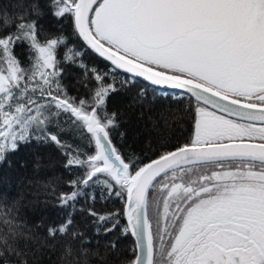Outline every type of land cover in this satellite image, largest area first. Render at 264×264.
<instances>
[{"label": "snow or ice", "instance_id": "1", "mask_svg": "<svg viewBox=\"0 0 264 264\" xmlns=\"http://www.w3.org/2000/svg\"><path fill=\"white\" fill-rule=\"evenodd\" d=\"M44 9L57 22L70 19L74 33L116 69L187 89L201 101L191 143L143 164L122 153L111 138L118 114L107 110L114 84L84 63L82 50L67 47L62 30L44 32ZM22 45L27 64L16 52ZM61 46L66 51L58 58ZM67 63L82 69L88 98L69 95ZM89 73L96 82L91 88ZM61 116L70 117L63 121L70 130L87 136L86 146L94 143V154L50 131L60 128ZM34 138L61 148L69 157L65 167L86 166V178L71 184L107 174L126 190L128 223L120 235L130 233L139 249L126 264H264V0H34L28 11L0 10V161ZM78 194L61 193L60 205L75 210ZM154 204H162L155 233ZM87 215L96 233L119 225L118 211L101 215L90 208ZM72 224L70 212L48 228L44 244L67 235ZM36 240L9 212H0V264H28L27 256L35 255L29 242ZM118 240L105 247L117 252ZM70 255L66 246L64 256Z\"/></svg>", "mask_w": 264, "mask_h": 264}, {"label": "trees", "instance_id": "2", "mask_svg": "<svg viewBox=\"0 0 264 264\" xmlns=\"http://www.w3.org/2000/svg\"><path fill=\"white\" fill-rule=\"evenodd\" d=\"M16 1L29 5L34 2ZM5 3L7 4H3L12 9V5L16 4L14 0H5ZM4 11L11 14L6 8ZM46 12L44 18L56 20L47 9ZM58 26V33L62 30L66 37V33L69 35L67 47L74 45L76 50H82L85 53L82 57L84 63L89 68L107 73L105 83L114 84L116 91L108 97L107 110L109 113L118 114L117 126L112 130L111 138L122 153L134 154L143 164L171 151L177 145L191 143L195 102L188 95L154 88L102 61L74 33L70 19L58 22ZM17 54L27 64V56H23L22 52ZM74 71L84 77L80 67ZM95 83L92 80L89 88L94 87ZM86 94L90 96L89 90ZM69 95L76 96L75 93ZM67 119L70 117L61 116L60 128H50V131L61 132L62 141L83 147L89 155L94 154V143L86 146L87 136L70 130L71 125L63 123ZM121 133L124 135L121 136ZM68 158L54 142L34 138L27 143H21L17 151L8 153L6 159L0 161V212H9L10 217L23 226L25 233L37 238L36 243L29 242L35 255L30 253L27 256L28 264H112L119 263L125 257L133 258L132 253L125 252L135 248L133 237L129 233L120 235L121 229L127 225L123 214L125 189L116 185L107 174H102L98 182L94 178L87 185L71 184V181L79 182L86 178V166L65 167ZM105 179L112 184L111 188L103 183ZM73 191L79 193L73 202L75 210L61 206V193L71 194ZM116 191L122 192V196H116ZM90 208L101 215L118 211V227L109 234H104L103 231L96 233L92 224L94 217L87 215V209ZM70 212L73 224L68 234H58L55 241L47 239L44 244L48 228L62 224ZM77 231L84 235L73 238L72 233ZM116 238H119L118 251L113 252L105 245ZM53 244L54 248L49 247ZM66 246H71L72 255L64 256ZM82 250L87 251L82 253ZM93 253L99 255L95 256ZM106 253L107 258L102 261L100 257H104Z\"/></svg>", "mask_w": 264, "mask_h": 264}, {"label": "rangeland", "instance_id": "3", "mask_svg": "<svg viewBox=\"0 0 264 264\" xmlns=\"http://www.w3.org/2000/svg\"><path fill=\"white\" fill-rule=\"evenodd\" d=\"M16 4L12 5L13 9L11 7H8L4 4L5 0H0V3H4L3 5H0V10H4L5 8L9 11L10 13H19V12H24V11H28L29 10V4H27L26 2L23 3V1H16ZM18 5H22V7H18ZM5 6V8L3 7ZM44 11L46 12V9H44ZM47 14V12H46ZM41 24L43 25L44 28V32L46 34H58V30L59 27L58 26V22L49 17L47 18H43L41 20ZM58 26V27H57ZM11 30V29H9ZM67 35V39H69V35L66 33ZM48 38L47 35H41L40 39L44 40ZM69 40L66 41V45L68 46ZM66 51V47L65 46H61V48L59 49V58H62L64 56V52ZM16 52H22L24 55L23 56H27V45H22L20 47H17ZM28 62V58L26 59V63ZM65 68V72H64V79H63V83L68 87V93L72 95V93H75L77 98H88L89 94H86V91L88 90V88H85L82 86V84L80 83V81H82L84 79L83 76L81 75H77L78 71H74L76 70L78 67L71 64V63H67L64 65ZM88 80L90 81L89 86L92 82V78L91 75L88 76ZM195 102V101H194ZM204 106V105H200L199 103L195 102V118H196V110L197 108ZM210 110V109H209ZM212 111V110H211ZM219 114V113H217ZM221 115V114H220ZM195 123V122H194ZM259 125V124H258ZM193 138H194V133H193ZM97 256V255H95Z\"/></svg>", "mask_w": 264, "mask_h": 264}, {"label": "water", "instance_id": "4", "mask_svg": "<svg viewBox=\"0 0 264 264\" xmlns=\"http://www.w3.org/2000/svg\"><path fill=\"white\" fill-rule=\"evenodd\" d=\"M82 41H83V39L81 38V37H79ZM84 42V41H83ZM85 43V42H84ZM86 44V43H85ZM87 46V45H86ZM88 47V46H87ZM88 49L91 51V53H94L95 55H97L102 61L104 60V61H106L107 63H109V64H111V66L113 67V68H115V66L114 65H112V63L110 62V61H108L106 58H104V57H101V56H99V54L98 53H95V51L94 50H92L90 47H88ZM118 71H120V72H122V73H126V74H128V75H130V76H132V77H134L135 79L137 78V79H139L140 81H142L143 83H146V84H149V85H151V86H153V87H155V88H161V89H164V90H172V91H175V92H182V93H184V94H187L190 98L192 97L196 102H199L200 104H202V102L201 101H197L196 99H195V97L190 93V92H188V90L187 89H181V88H173V87H171V86H168V85H153L150 81H147L145 78H143V77H139V76H135L134 74H130V73H127L125 70H123V69H117ZM207 107H209L210 109H212L211 108V106H207ZM212 110H215L216 112H219V110L218 109H212ZM219 113H221V112H219ZM222 115H228L227 113H221ZM229 118H232V119H238V117H235V116H228ZM255 123H258V124H260V122L259 121H256ZM225 142H227V141H225ZM254 142H259V141H254ZM173 150V149H172ZM158 157H156L155 159H157ZM152 160H154V159H152ZM147 163H149V162H147ZM125 192H126V190H125ZM125 205H124V209H123V214H124V217H125V220H126V224L128 223V220H127V216H126V210H127V193H126V197H125ZM130 234V233H129ZM131 235V234H130ZM132 236V235H131ZM133 237V239H134V242H136V238L134 237V236H132ZM136 251L138 252L139 251V249H136Z\"/></svg>", "mask_w": 264, "mask_h": 264}, {"label": "flooded vegetation", "instance_id": "5", "mask_svg": "<svg viewBox=\"0 0 264 264\" xmlns=\"http://www.w3.org/2000/svg\"><path fill=\"white\" fill-rule=\"evenodd\" d=\"M152 191H153V193L155 195L156 200L159 201L161 199V197H162V193L159 191L158 188L157 189H153ZM157 210L162 214V204H154V205H151V207H150V212H151L150 218L152 219V222H153V231H154V233H155V229H156L155 212ZM133 246L135 247V242L133 243ZM133 250L136 251V247ZM133 250L128 249V251L126 250L125 252L133 254ZM131 259H133V258L125 257L119 263L112 262V264H126V262L131 260Z\"/></svg>", "mask_w": 264, "mask_h": 264}, {"label": "bare ground", "instance_id": "6", "mask_svg": "<svg viewBox=\"0 0 264 264\" xmlns=\"http://www.w3.org/2000/svg\"><path fill=\"white\" fill-rule=\"evenodd\" d=\"M113 144H114V143H113ZM155 158H156V157H155ZM155 158H153V159H155ZM151 160H152V159H151ZM151 160H150V161H151ZM150 161H148V162H150ZM146 163H147V162H146ZM124 219H125V217H124ZM125 222H126V220H125Z\"/></svg>", "mask_w": 264, "mask_h": 264}]
</instances>
